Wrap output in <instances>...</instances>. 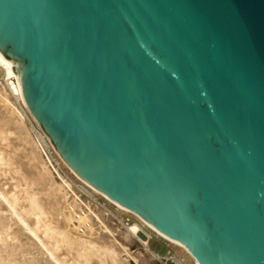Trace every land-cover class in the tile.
<instances>
[{
  "label": "water",
  "instance_id": "water-1",
  "mask_svg": "<svg viewBox=\"0 0 264 264\" xmlns=\"http://www.w3.org/2000/svg\"><path fill=\"white\" fill-rule=\"evenodd\" d=\"M0 55L79 179L196 264H264V0H0Z\"/></svg>",
  "mask_w": 264,
  "mask_h": 264
},
{
  "label": "bare ground",
  "instance_id": "bare-ground-1",
  "mask_svg": "<svg viewBox=\"0 0 264 264\" xmlns=\"http://www.w3.org/2000/svg\"><path fill=\"white\" fill-rule=\"evenodd\" d=\"M0 65L3 67L7 83H9L8 91H11V94L14 95L13 97L16 96L15 99L24 105L11 64L1 55ZM11 94L9 95L6 89L0 86V108L4 112L3 117L0 116V124L2 123L4 126L7 123L12 125L11 127L14 128L13 132L16 131L17 134L16 139L19 137L21 139H19L20 143L23 141L22 143L25 145L23 148L27 151L26 156L31 163L26 157L27 162L22 164L29 165L30 163L31 166L29 165L28 167L33 168L31 169L33 175L23 171L30 176L26 179L27 175L23 177L20 172L22 176L20 175L17 178L19 184L15 186L17 189L15 191L0 187V264H131V260L138 262L137 258H141V253L138 252L134 256V252L126 246V243L118 240V234H116L118 230L110 227L107 223V208L93 207L90 201H83L75 189L74 180L68 174L62 175L58 168L52 164L51 159L44 155L45 140L43 141V138L47 140V137L40 128L42 132L41 138L32 135V130L28 127L29 122L27 124V118L29 120H33V118L25 105L24 111L10 100ZM29 115L31 118H29ZM1 126L3 125H0V128ZM2 129L4 131L0 130V139L6 142L12 133H9L4 127ZM14 136L12 135V137ZM9 139L12 140V138ZM2 140L0 146H2ZM14 141H16L15 138ZM11 146L12 144L9 149H11ZM23 148L21 147L19 150H24ZM2 149L0 151H3ZM13 149L14 147L12 146ZM15 151L18 150L15 149ZM5 152H0V166L5 167L3 171L12 176L13 174L19 175V171L13 167V161L16 162L13 158L18 157L17 154L19 153H12L14 157L11 158L12 156H7L9 153L5 155L7 153ZM23 152H21V155L24 154L25 157ZM21 161L20 159L17 161L19 165H16V167H21L22 164L20 165L19 163ZM62 163L65 165L63 161ZM68 170L84 184V186H81V192L89 197L100 194L79 179L69 168ZM100 195L121 211L132 214L102 194ZM5 212L9 214H5ZM29 216L34 217V219L29 220ZM137 219L140 222L129 225L128 229L126 228L128 232L125 233L124 237L127 240L130 235L135 236L146 251H151L146 241L149 235L144 231L143 227H148L160 236L162 235L139 218ZM162 237L165 238L164 236ZM170 242L181 247L173 241ZM64 249L66 255L71 256V258L68 257L70 259L61 258L62 253L59 254V251H64ZM63 254L65 256V252Z\"/></svg>",
  "mask_w": 264,
  "mask_h": 264
},
{
  "label": "rangeland",
  "instance_id": "rangeland-1",
  "mask_svg": "<svg viewBox=\"0 0 264 264\" xmlns=\"http://www.w3.org/2000/svg\"><path fill=\"white\" fill-rule=\"evenodd\" d=\"M4 76V77H3ZM5 80V81H4ZM9 83H7V80H6V77H5V72H4V69H3V67L0 65V86H1V88L3 87V88H5L6 89V91L9 93V95L11 94V91H8L9 90V85H8ZM4 85V86H3ZM6 85V86H5ZM14 95H12L11 94V96H10V100L13 102V103H15V104H17L16 106L17 107H19L21 110H24L25 111V107H24V105L20 102V101H18L17 99H15L16 98V96L15 97H13ZM1 105V104H0ZM0 116H2L3 117V115H4V112H2V110H1V108H0ZM3 113V114H2ZM1 118V117H0ZM29 118H31L30 117V115H29ZM28 122H29V124H28ZM6 124V123H5ZM27 124H28V127L32 130V135L34 136V137H37V138H39L40 137V129H39V127L36 125V123L32 120V119H28L27 118ZM0 125H3V126H1V128H0V130L1 131H4V129H2L3 127L5 128V130H7L9 133H12V135L14 136V134H15V136L14 137H12V135L10 136V137H8V135H10L7 131H6V133L8 134V135H6L7 137H8V139H7V141L5 142V141H3L2 139H0V144H1V140H2V146H0V150L2 149L3 151H0V152H5L4 154L5 155H7L8 153V155L7 156H12L11 158H13L14 157V155H12V153H14V154H17V153H19L20 155H21V152H23L25 149L23 148V147H25V145H23V141H21V143H20V138L18 137V139H16V131H14L13 132V129L14 128H12L11 126L12 125H10V124H8L7 123V125H9L10 126V128H9V126H7V125H5L4 126V124H0ZM7 126V127H6ZM33 126V127H32ZM6 128H9V129H6ZM12 130V132H10ZM9 138H12V140L11 139H9ZM14 138H15V140L16 141H14ZM20 139V140H19ZM8 140H10V142H8ZM18 140V141H17ZM5 142V143H4ZM8 142V143H7ZM18 142H19V144H18ZM17 143V145H15ZM7 144H8V146H7ZM12 144V146L14 147V149L12 150V146H11V149H9L10 148V145ZM14 144V145H13ZM24 149V150H19V149H21V147ZM16 147V148H15ZM17 147H19V148H17ZM8 148V149H7ZM7 149V150H6ZM15 149H17L18 151H20V152H18V151H15ZM15 151V152H12V151ZM10 151V152H9ZM11 153V154H10ZM23 153H25V157H24V154H22L21 155V157H20V155L19 154H17L18 155V157H16L15 159L13 158V160H15L16 162H14L13 160V167L14 168H16L17 169V171H19V175H15V174H13V176L12 175H10L9 173H5L4 171H3V169L5 168L4 166H0V170H1V172H0V181H1V183H0V187L1 188H4V189H6V190H12V191H15V190H17L16 189V187L15 186H17L18 184H19V181H18V179L17 178H19L20 177V175H21V173H22V175H23V177H25V175H27V177H25L26 179L27 178H29L30 176L28 175V174H30V175H33V173H32V171H31V169H33V168H29L28 166L30 165V163H31V161L28 159V157L26 156V154H27V151L25 150V152H23ZM45 153L47 154V156L51 159V161H52V164L55 166V167H57L58 168V170H59V172L62 174V175H65V174H68L69 176H70V178H72L73 180H74V182H75V189H76V191L78 192V194L81 196V198H82V200L83 201H90L91 202V204H92V206L94 207H98V208H101V209H103V207L104 208H107V212H109V213H107L106 212V215H107V217H106V221H107V223L109 224V226L110 227H112V228H114L115 230H118L117 232H116V234H118V236H117V238H118V240L120 241V242H122V243H126V246L127 247H129V249L132 251V252H134V256L138 253V252H140L141 253V258H137V261L138 262H135V260H131V264H164L163 262V259L162 258H170V257H176V258H178L179 260H181L184 264H195L194 263V261L191 259V257L181 248V247H179V246H177V245H175V244H173L172 242H170L169 240H167L166 238H163L162 236H160L159 234H157L155 231H152L151 229H149L148 227H143V229H144V231L149 235L147 238H146V241H147V245H148V247H149V249L151 250V251H146L145 250V248H144V246L141 244V242L138 240V238H136L135 236H133V235H130V237H129V239H125V233H127L128 231L126 230V228L129 226V225H131V224H133V223H135V222H140L134 215H132V214H130V213H127V212H124V211H121L120 209H118L116 206H114L113 204H111L108 200H106L104 197H102L100 194H95V196L94 197H89L88 195H86L85 193H83V192H81V186H84V184L83 183H81L69 170H68V168L61 162V161H59V159L54 155V154H49V152L47 151V149H45V152H44V155H45ZM16 156V155H15ZM20 157V158H19ZM24 157V158H23ZM27 157V158H26ZM17 158H18V160L20 159V161L21 162H19L20 163V165L22 164V163H26L27 162V160L26 159H28V161L30 162H28L29 163V165H27V164H22L21 165V167H22V169H21V167L20 166H18V167H16V165H19L18 163H17ZM26 158V159H25ZM25 159V160H24ZM25 162H24V161ZM14 163H16V164H14ZM25 167H24V166ZM31 166V165H30ZM20 167V168H19ZM26 168H27V170H26ZM19 169H21V170H19ZM23 169H25V170H23ZM29 169V170H28ZM23 171H25V172H27V173H25V172H23ZM31 171V172H30ZM21 172V173H20ZM21 175V176H22ZM8 176V177H7ZM15 176V177H14ZM17 176V177H16ZM29 176V177H28ZM5 178V179H4ZM15 179V180H14ZM7 181V182H6ZM15 181V182H14ZM10 182H11V184H10ZM17 182V183H16ZM3 183V184H2ZM21 183V182H20ZM2 184V185H1ZM8 185H11V186H8ZM7 186V187H6ZM9 188V189H8ZM13 188H14V190H13ZM92 192V191H91ZM5 214H9V213H6L5 212ZM48 217H50L49 215H48ZM29 218V220H31V219H34V217H28ZM128 229V228H127ZM124 233V234H123ZM65 252V256H64V253ZM153 253V254H151V253ZM62 253V255H61V258H64V259H66V258H68V257H70L71 258V256L70 255H66V251H65V249H64V251L62 250V251H59V254H61ZM67 256V257H66ZM70 258H68V259H70Z\"/></svg>",
  "mask_w": 264,
  "mask_h": 264
},
{
  "label": "built area",
  "instance_id": "built-area-1",
  "mask_svg": "<svg viewBox=\"0 0 264 264\" xmlns=\"http://www.w3.org/2000/svg\"><path fill=\"white\" fill-rule=\"evenodd\" d=\"M42 131V130H41ZM40 131V138L42 137V132ZM46 136V135H45ZM46 142H45V141ZM48 140V139H47ZM45 138H43V141H44V145H45V149H47V151L49 152V154H54L58 159L59 161L60 160V157H58L57 153L55 152V150L53 149L52 145L50 144L49 140L47 141ZM45 155L47 156V154L45 153ZM62 162V161H61ZM163 259V263L164 264H184L181 260H179L178 258L176 257H170V258H162Z\"/></svg>",
  "mask_w": 264,
  "mask_h": 264
}]
</instances>
